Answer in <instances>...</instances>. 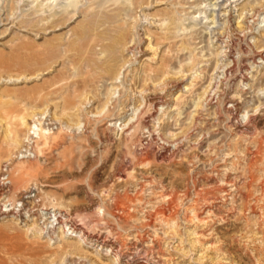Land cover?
I'll list each match as a JSON object with an SVG mask.
<instances>
[{
  "label": "rangeland",
  "instance_id": "rangeland-1",
  "mask_svg": "<svg viewBox=\"0 0 264 264\" xmlns=\"http://www.w3.org/2000/svg\"><path fill=\"white\" fill-rule=\"evenodd\" d=\"M80 1L48 32L36 3L0 16V264H118L42 219L54 206L119 264H264V0ZM42 112L50 139L26 141Z\"/></svg>",
  "mask_w": 264,
  "mask_h": 264
},
{
  "label": "bare ground",
  "instance_id": "bare-ground-1",
  "mask_svg": "<svg viewBox=\"0 0 264 264\" xmlns=\"http://www.w3.org/2000/svg\"><path fill=\"white\" fill-rule=\"evenodd\" d=\"M118 1L119 0H114L115 3H118ZM128 1H130V4L132 6H134V8H136L143 0H128ZM217 1L218 0H206V2L209 3L206 6H208V7H217L218 6V4H217L218 2ZM80 2H82V1H80V0H0V16L2 14H4V15H6V19L8 20L10 17L11 18L12 17H15L18 14V12L23 9V7L31 6V8H33L34 3H36L35 9L36 8H39L36 11L37 13H41L42 11L44 12V14L45 13H49V15H45V17L41 19V21H47V26H44L43 27V30H45V31H47V30L53 31L55 29L58 30L59 29L58 28L59 25L62 26V24L68 23L70 21V19H72V17H65V18H62L61 17L60 19L56 20V16L58 14L55 11V8H57L56 6L59 5V4H62L63 7L65 8V11L68 12V10H69L68 8L71 6L70 5L71 3L79 4ZM211 12L212 13H209L210 15H207V11H205V12L200 11V13H199L198 16L193 15V16L190 17L191 23H189V26H190L191 31H190V34L189 35H190L191 40H193V37L197 34V31L196 30L194 31L192 29L194 27H197L198 25H200L201 22H202V20L200 22L198 21V19L202 15L201 13H203L205 15L204 20H206V23H209L207 25V28L208 29L213 28V27L210 26V24H216V22H217L216 21L217 20V16L214 15V14L217 13L216 12V9H212ZM260 15L261 14H258V15H255L254 14L252 16V18H254L255 16H258L259 17ZM184 21L185 20L183 18H180L177 21V22H179V24L182 25L181 27H179L178 32L183 31L184 33L182 35H187V34H185V32L188 31L187 30L188 26H185L184 28H182L184 26V24H183ZM123 30L124 29H122L121 31L119 30V34L117 35L116 38H114V40L112 41L111 44L106 45L105 47H103L104 48L103 51L105 53H108V57L106 58V61L104 63L102 62L101 65L98 64L99 65L98 68L100 70L109 71L111 68H110V65L108 63L111 64V62H114V61L118 60L117 59L116 49H117V45H119L121 43V40L120 39L122 37H124L123 36L124 31ZM244 30H246V29H244ZM101 40H103V39H101ZM226 47L228 48V46H226ZM222 50H223V47H221V52L220 53H224ZM226 52H227V50H226ZM211 55L214 56V57L217 56L216 55V52L215 53L214 52H211ZM262 58L263 57H260L259 59H262ZM194 59H195V57H194ZM233 63L235 65V62L234 61H233ZM228 65L229 64H227V66ZM227 66H225V67H227ZM263 102L264 101H262V102H260L258 104V106L256 107L255 111H257V109L259 107L261 108V104L263 105ZM247 104H249V101H248V103H246L245 110L247 109ZM159 107H162L160 109H163V106H159ZM140 111L141 110L139 108H133V116H132V118L129 119V122L127 124L123 125V127L121 129L124 130L125 127H128L127 129L125 128L126 131L124 130L125 132H128L133 127V125L135 124V123L134 124H131V123L133 121H135L136 119H138V116L141 113ZM100 114H101V112L100 113H96L95 116L100 115ZM43 121H46L45 113L44 112H42L40 114H35V115L32 116V124H30L28 126L27 137L25 138L26 141L33 143L34 140H37L39 138L41 139L42 137L44 138V140H49L50 139V135H51L50 132H51L52 129L48 125H46V123L43 122ZM81 125H82L81 123H77L75 126H71V125H67L66 124V125L63 126V128H65L68 132H73L74 131L76 133V132H79V131L82 130ZM113 125L116 127L117 126V123H115ZM119 126L121 127V124ZM74 127H76V128H74ZM23 153L24 154H22V158L21 159H26V163L24 165H22V167H20V169H18L17 171L20 172L21 169H25L26 171H32L34 168H33V166L30 165V163H31V161L33 159L36 160L37 153H38V149L37 148L36 149H33V146L32 147L30 146V148L29 149H26ZM20 155H21V153H19V156ZM38 157H39V154H38ZM161 158L164 159L165 158V155H162ZM40 164H41V162H40ZM60 210H61L60 207L54 206V207H52L51 210H49V211H47L45 213H42V219L43 218L44 219H47V218L52 219L51 224H56L58 222V224H60V226H61V230H63L62 231L63 234H68V232L70 231L71 233L76 234L75 236L78 238V241L81 242L82 244H84L87 248H93V247H97L98 248V247H101L103 250H106V251H108L109 253L112 254V256H113V262L114 263H118L119 264V263L122 262V255L118 252V250L117 251L115 250L114 245L109 244V243H107L104 240L101 241L99 237L90 235V233L88 234V232H85V230H86L85 227L83 228V226H80V225H78L77 223L74 222L71 214H68L67 212L66 213H63V211H60Z\"/></svg>",
  "mask_w": 264,
  "mask_h": 264
}]
</instances>
